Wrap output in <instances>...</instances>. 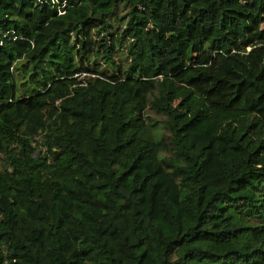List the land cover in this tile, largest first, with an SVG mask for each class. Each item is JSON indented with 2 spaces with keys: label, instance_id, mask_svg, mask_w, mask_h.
I'll return each instance as SVG.
<instances>
[{
  "label": "trees",
  "instance_id": "trees-1",
  "mask_svg": "<svg viewBox=\"0 0 264 264\" xmlns=\"http://www.w3.org/2000/svg\"><path fill=\"white\" fill-rule=\"evenodd\" d=\"M0 264H264V0H0Z\"/></svg>",
  "mask_w": 264,
  "mask_h": 264
},
{
  "label": "rangeland",
  "instance_id": "rangeland-1",
  "mask_svg": "<svg viewBox=\"0 0 264 264\" xmlns=\"http://www.w3.org/2000/svg\"><path fill=\"white\" fill-rule=\"evenodd\" d=\"M114 41H116V44H115V51L113 53V58L117 64L123 67L127 63V57L125 52L121 49L122 47L120 45L121 42L119 39V34L113 35V37L111 38V44H113ZM150 115L154 116L152 113H150Z\"/></svg>",
  "mask_w": 264,
  "mask_h": 264
}]
</instances>
